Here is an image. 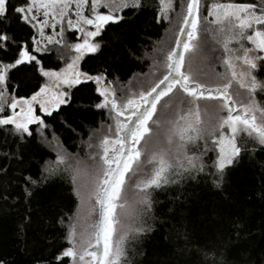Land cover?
Masks as SVG:
<instances>
[{"label":"trees","instance_id":"trees-1","mask_svg":"<svg viewBox=\"0 0 264 264\" xmlns=\"http://www.w3.org/2000/svg\"><path fill=\"white\" fill-rule=\"evenodd\" d=\"M174 1V17L179 22L187 0ZM258 1L199 0L197 50L204 60L195 66L197 80L202 82L203 61L213 66L216 74L226 70L225 34L218 31L219 25L205 19V4ZM158 7L159 0H141L139 8L118 12L122 20L106 25L96 37L100 47L83 56L80 69L93 76L103 74L105 81H111L117 89L139 80L138 76L148 73L151 63H161L159 53L169 45L171 25L159 17ZM63 29L62 44H47L41 47L46 50L32 52L39 65L33 61L9 71L8 103L12 96L27 99L43 86L41 67L57 71L76 55L68 47L77 39L75 30ZM5 30L17 41L26 40L31 50L36 29L12 20L0 24V31ZM229 48L239 49L240 44L232 40ZM16 54L15 45L10 44L7 50L0 49V62H11ZM255 75L264 82L263 62L259 61ZM96 87L94 81L72 87L67 103L50 115L39 114L44 126L31 124V135L24 133L23 140L21 134L11 130L12 125L0 126V260L4 264H59L53 254L70 247L66 236L78 208L72 174L65 164L52 175L44 169L55 167L57 150L70 159L82 157L91 136L104 123L107 111L95 106L103 100ZM8 111L5 104L0 116L8 115ZM238 144L241 154L226 168L219 187L206 168L205 173L185 175L179 183L147 189L145 204L136 211L134 231L125 240L126 264H203L197 249L205 247L222 255L225 264H264V146L245 133L238 137ZM199 145V151H203V143L199 141ZM189 148V153L196 151L195 146ZM202 159L210 166L213 152L208 151ZM64 264H69L67 258Z\"/></svg>","mask_w":264,"mask_h":264},{"label":"snow or ice","instance_id":"snow-or-ice-1","mask_svg":"<svg viewBox=\"0 0 264 264\" xmlns=\"http://www.w3.org/2000/svg\"><path fill=\"white\" fill-rule=\"evenodd\" d=\"M160 12L163 18L168 19V11L172 9V0H160ZM141 0H0V24L7 25L12 20L31 26L38 31L32 36L31 50L26 40L17 41L14 35L6 30L0 31V49L7 50L10 44L15 45L17 54L11 62H0V112L4 111L5 104L12 109L11 115L0 116V126L12 125L14 133L31 135L29 125L38 123L44 126V121L33 111V104L40 105V111L51 114L53 107L58 108L67 103V92L52 93L48 86H41L38 91L27 99L16 96L10 98L8 103L7 81L9 71L24 63L40 61L32 52L46 50L41 44H62L63 25L75 29L82 35V42L72 44L70 47L76 53L64 69L60 72L39 71L45 77L55 78L60 84L72 88L82 82L94 81L97 85L96 92L103 100L96 104L97 108L110 105V112L115 122V130L109 126V133L103 134L99 140L100 165L95 170L92 179L90 198L94 197V210L98 213L95 223L90 225V231L80 234L81 247L76 245V225L69 228L66 239L72 245L58 250L53 254V259L59 264H64V258H71L72 264H126L127 251L125 240L127 233L117 238V226L120 221L117 209L125 205L120 203L124 188L127 183L126 174L134 172L145 162L154 164L150 176L137 183L136 187L145 192L152 187L159 188L169 183H179L185 175L205 173L212 179L216 187L220 186L226 168L236 163L241 154L238 137L241 133L247 134L261 146H264V107L255 99L253 93L256 89L264 90V82H260L252 75L253 69H258L257 61L264 62V0L258 6L256 3H226L214 4L209 8L208 15L215 16L213 24L219 25L218 31L225 34L223 41L224 61L230 78L226 82L211 85L201 82L189 72L182 70L186 61V53L192 54L199 47L197 42L199 0H187L186 10L182 13L180 32L186 33L187 38L176 36L177 47L167 50L163 67L166 69L162 78L146 90L138 94L126 95L118 100L111 81H105L103 74L90 75L81 72L77 67L78 62L86 53H95L100 45L92 38L101 34L109 23H118L122 20L118 12L133 7L139 8ZM106 9V11H101ZM215 10V11H213ZM11 13V15H9ZM43 17V19H41ZM60 24V33H55L56 25ZM51 25L53 35H46L45 28ZM60 35L61 39H55ZM235 40L240 44L239 49L229 48V43ZM252 45L245 47L243 41ZM219 42V41H218ZM242 54H236V53ZM255 52L256 55H250ZM234 61H240L247 66L248 71L241 72L239 76L235 69ZM251 77V83H246L244 77ZM248 92L247 103L237 101L230 91L233 83ZM182 94L180 104L187 99L191 106L183 114L177 107L176 119L167 115L166 111L172 107L173 98ZM204 101L214 105V119L209 122L208 128L202 127L200 103ZM19 107V111L16 109ZM259 112V119L255 113ZM226 113V114H225ZM121 116L126 119L121 120ZM151 121V124L149 123ZM155 125V131L153 129ZM166 127L164 139L168 147L149 145V137L160 144V129ZM204 141V150L199 151V141ZM211 140L218 155L209 166L202 157L210 151L208 141ZM195 146L196 151H191L189 146ZM199 153V154H198ZM66 164V158L58 154L55 167H45L49 175ZM71 167V166H69ZM214 169L215 171H212ZM81 169L72 168L74 192L81 196L75 187ZM176 179H171L172 176ZM195 178V177H192ZM35 183V181H32ZM83 200V197L81 196ZM137 231H141L137 229ZM91 249V250H90ZM203 264H225L222 255L210 248L197 249ZM90 257V259H86ZM0 264L4 261L0 260ZM41 264H52V261H43Z\"/></svg>","mask_w":264,"mask_h":264},{"label":"rangeland","instance_id":"rangeland-1","mask_svg":"<svg viewBox=\"0 0 264 264\" xmlns=\"http://www.w3.org/2000/svg\"><path fill=\"white\" fill-rule=\"evenodd\" d=\"M217 3H220V2H207L204 6L205 19L209 20L211 23H212V20L215 19V16H209L208 15L209 8L212 5L217 4ZM261 3H262V0H259L258 4H257L258 9H259V6ZM172 4H173L172 9L168 11V19L163 18L162 14L160 12V7H161L160 0H159V7L157 10V11H159V13H158L159 17L162 18L165 22L167 21L171 25L170 32H169L168 37H167L169 45L165 49L163 48L164 49L163 51H161L162 48L159 50V51H161V53H159V55L161 54V59H163V60H164V56H165L167 50L175 47L176 36L179 34L180 25L182 23V20L178 22V19L174 17L175 13H177L174 0H172ZM220 4H226V3L221 2ZM101 11H106V9H101ZM213 11H215V10H213ZM117 15H119V13H117ZM197 15H199V14H197ZM41 19H43V17H41ZM63 28L69 29L66 22L63 25ZM60 29H61V25L57 24L56 28H55V33L59 34ZM70 30H75V29H70ZM75 32H76L77 40H78V41L76 40V43L82 42V35L79 32H77L76 30H75ZM45 33H46V35H53L54 34L53 28L51 27V25H49L48 27L45 28ZM36 35H37V38H39L37 30H36ZM60 38H61L60 35L55 36V39H60ZM92 39L94 40V42H96V37L92 38ZM200 41L202 42V41H204V39L201 38ZM197 42H198V38H197ZM47 44H48L47 41H44L41 44V47H44ZM245 46L248 48L252 47V45L250 43H248L247 41H246ZM199 50H196L192 54L186 53V61H185V64H184L182 70L189 71L193 75L196 73V72H194L196 70L195 66L198 63V61L201 59L200 54H199ZM250 55H256V53L253 52V53H250ZM261 55H264V53H262ZM163 60L159 64H158V62L157 63H155V62L151 63L149 70H148V73H146L145 75L138 76L139 80H137V79L131 80L127 84H123L117 89L115 87H113L114 85H112V88L115 90L116 97L118 98V100L123 99L126 95L138 94V92L140 90H142V89L146 90L150 85L155 83L158 78H162V76L166 72V69L162 65ZM202 60H204V59H202ZM202 60H200L201 62L200 61L199 62L202 63ZM80 61L78 62L77 67L79 68V70L81 72H83L79 66ZM205 63H206V66H205ZM234 64H235L234 70L237 72L238 76L241 72L246 73L248 71L247 66L242 64L240 61H234ZM257 64H259V61H257ZM65 67H66V65L64 67H62L61 69H64ZM159 67H160V69H159ZM207 67H210L213 70L209 71V68L207 69ZM201 68H203V71H204L201 80H202V82H204L206 84L207 83L211 84V85L220 84V83L226 82L227 79L230 78L227 66H226V70H224V71L221 70L222 74L220 72L219 73L217 72L218 74H216L214 72L215 69L213 68V66H211L208 62H205V61H203ZM61 69H59L55 72H60ZM255 70L256 69L252 70V75L256 77ZM199 76L200 75H198V77ZM244 79H245L246 83H249V84L251 83V77L245 76ZM43 86H48L52 93H56L59 91H64V92L68 93L69 90L71 89L67 85L60 84L58 81L55 80V78H49V77H45V82H44ZM260 90L261 89H259V88L256 89L255 92L253 93V95L255 96L256 101L258 103H260L262 107H264V91H260ZM230 91H231L233 97L235 99H237V101H243V102L247 103L248 98H249L248 92L246 89L240 88L238 83L234 82L230 87ZM181 97H182V94L178 93L177 96L173 98L174 102H173L172 107L168 110L162 109V111H166L167 115L171 116V118L173 120L176 119L177 107L180 108V114H183L184 111H187L191 107L188 104L187 99H184L183 104L181 105L180 104ZM65 99L67 100V96L65 97ZM53 109L55 110L56 107H53ZM53 109H52V111H53ZM105 109L107 111L106 119H105L104 123L97 129V131L95 133H93V135L91 136L90 143L85 148V152L83 153L82 157L70 159L67 157V155L65 153L58 151V150H57L58 153L56 154V155L60 154V155L65 156V158H66L65 166L67 168H69V171L71 172V174H72V168L79 167L81 169V172L77 178L75 187L77 189H79L81 196L83 197V200L81 199V196H77L78 208L76 210V214L73 216V218L71 219V222H70V226L72 224L76 225L77 235H76L75 241H76L77 248L81 247L80 234L82 232L86 233V232L90 231V225L95 223L96 219L98 218V213L96 210H94V206H95L94 197L90 198V196H89L91 189H92V179H93V176L95 174V170L99 167V165L101 163L100 159H99L100 149H99L98 145H99V140L101 139L103 134H106V133L111 134V133H109V126L112 127L113 133L115 130V122L112 118L114 114H112L110 112V105H109V107H105ZM8 110H9L8 115H11L13 110L10 108H8ZM16 111H19V107L16 109ZM33 111L36 115L46 114V113H43L40 111V105L38 103L33 104ZM200 112H201V118L205 122L202 127L208 128L209 122L215 118L214 117V105H212L211 103H206L204 101H201ZM0 114H1V112H0ZM255 115L259 119L260 113L257 112V113H255ZM120 119L124 120V119H126V116H121ZM149 123L151 124V121ZM33 124H35V123H33ZM29 127H30V125H29ZM166 127L167 126H165L164 128H161L159 130L161 133L160 144L157 145L155 143L154 138L149 137V145L150 146H154L157 149L161 146L164 148L168 147V145L164 139V133L166 131ZM153 129H154V131L156 130L155 125H153ZM200 142L203 143V148H204V141L201 140ZM208 147H209L210 151L213 152V156H214V160H215L217 155H218V150L215 149L211 140L208 141ZM189 154H191V153H189ZM69 166H71V167H69ZM153 167H154V164L148 163L147 157H145V162L142 163L137 168L136 171L126 174L127 183H126V186L124 188L123 195L119 201L120 203H123L125 205V207L123 209H117V214H118V218L120 221L119 225L117 226V229H118L117 230V238H119V236L124 234V233H127V235H128L129 232L134 231L133 226H134V222H135L136 211L138 208L143 207V205L145 204V192L147 191L146 190L145 192H141L136 187V185L139 181L144 180L148 176H150ZM70 226H69V228H70ZM70 246H72V245L70 244ZM67 259L69 261V264H72L71 258H67ZM86 259H90V257H86ZM77 264H79L78 258H77Z\"/></svg>","mask_w":264,"mask_h":264},{"label":"water","instance_id":"water-1","mask_svg":"<svg viewBox=\"0 0 264 264\" xmlns=\"http://www.w3.org/2000/svg\"><path fill=\"white\" fill-rule=\"evenodd\" d=\"M178 35H180L182 39H186V38H187L186 33H181V32L179 31V34H178ZM175 47H177L176 43H175ZM71 50H72V49H71ZM72 51L74 52V50H72ZM90 54H91V53H86V55H90Z\"/></svg>","mask_w":264,"mask_h":264},{"label":"flooded vegetation","instance_id":"flooded-vegetation-1","mask_svg":"<svg viewBox=\"0 0 264 264\" xmlns=\"http://www.w3.org/2000/svg\"><path fill=\"white\" fill-rule=\"evenodd\" d=\"M77 40V39H76ZM78 41V40H77ZM76 42V41H75ZM75 42H74V44H75ZM97 43V42H96ZM72 44V43H71ZM91 54H93V53H91ZM86 55V54H85Z\"/></svg>","mask_w":264,"mask_h":264}]
</instances>
